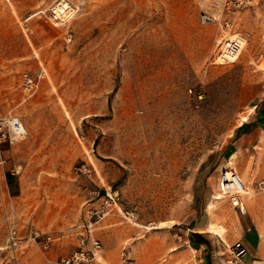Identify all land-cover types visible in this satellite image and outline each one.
I'll use <instances>...</instances> for the list:
<instances>
[{"label":"rangeland","instance_id":"rangeland-1","mask_svg":"<svg viewBox=\"0 0 264 264\" xmlns=\"http://www.w3.org/2000/svg\"><path fill=\"white\" fill-rule=\"evenodd\" d=\"M50 1L0 0V114L28 131L6 146L0 179V241L12 214L19 264L76 250L107 194L117 205L93 225L101 246L87 264H202L191 234L222 247L263 222L264 191L253 188L264 130L230 162L227 147L264 91V0L225 32L201 24L193 0H85L65 26L44 20ZM235 33L246 40L237 60L213 63ZM25 71L33 93L21 88ZM223 166L247 185L243 212L213 198ZM34 231L51 235L46 249L27 240Z\"/></svg>","mask_w":264,"mask_h":264},{"label":"built area","instance_id":"built-area-1","mask_svg":"<svg viewBox=\"0 0 264 264\" xmlns=\"http://www.w3.org/2000/svg\"><path fill=\"white\" fill-rule=\"evenodd\" d=\"M84 2L85 0H51L42 12L43 18L53 26H65L80 13ZM193 2L198 10V19L201 24L214 23L222 32H225L230 27L234 15L239 10L253 5L254 0H193ZM22 28L26 32L33 31L28 17L23 19ZM236 34L244 38L240 33L230 36ZM230 36H222L218 41V49L212 58L213 63L230 64L237 60L244 46L238 50L239 53L233 59L221 60L219 57L228 48L227 43L231 42ZM70 39L71 33L69 32L67 40ZM42 75H44L43 70L37 77ZM37 86L38 79L35 76L26 71L21 74V88L25 92L33 93ZM27 136V128L19 116L11 112L0 114V179L4 177L5 173L6 146ZM246 188L247 185L236 170L223 166L216 176V193L213 196H216L217 199H225L230 206L243 212L245 208L244 197L248 194ZM253 189H256L257 192L264 191V178L256 180ZM116 205V198L107 194L98 207L91 210L90 213L94 220L88 222L86 232L82 231L78 234L79 247L57 260H48L50 264H87L89 258L101 246L100 240L92 234L93 225L109 216ZM7 223L5 239L0 241V264H19L22 239L18 236L15 223L11 217L7 218ZM40 235L39 232L34 231L27 240H32L41 248L46 249L50 245L52 237L47 234L38 241ZM228 247L231 254L227 259L228 263L235 262L246 253V248L240 239L235 240Z\"/></svg>","mask_w":264,"mask_h":264},{"label":"crops","instance_id":"crops-1","mask_svg":"<svg viewBox=\"0 0 264 264\" xmlns=\"http://www.w3.org/2000/svg\"><path fill=\"white\" fill-rule=\"evenodd\" d=\"M241 10H239L238 13L243 17L245 16L246 10ZM32 16V14L23 15L22 18L25 19L28 17L30 19ZM30 24L34 30L33 24L31 22ZM24 32L31 33L25 30ZM28 51L30 52L29 47ZM252 109L253 110L250 112V114L252 113L251 120L249 114L248 118L238 124L240 125L237 127L238 135L227 147V152H229L230 155L234 152L238 153L236 150L237 147L240 148L250 144L258 130H264V91L258 103L255 107H252ZM8 217L14 218V216H12V214L9 215V213L6 218ZM191 236L194 238L197 249L202 252V264H264V220L263 222H255L248 226L237 238L243 242L246 253L232 263L227 262V259L231 256L228 247L230 245L229 243L223 244L221 247L213 243L209 238L200 236L198 233H193Z\"/></svg>","mask_w":264,"mask_h":264},{"label":"bare ground","instance_id":"bare-ground-1","mask_svg":"<svg viewBox=\"0 0 264 264\" xmlns=\"http://www.w3.org/2000/svg\"><path fill=\"white\" fill-rule=\"evenodd\" d=\"M229 39L231 40V42L227 43L228 48H226L225 51L222 52L221 55L219 56L221 60H224L226 58L233 59L236 56V54L239 53L238 50L240 48H242L244 46V44L246 43V40L244 38L240 37L238 34H236L234 36H230ZM235 153L236 152H234L230 155L229 162L234 159ZM213 198L217 199L216 196H213ZM212 206H213V204L210 201L207 205V208L210 209ZM173 224H174V221H172V220L171 221H164V222L162 221L160 223V226L173 225ZM216 229H221L224 232V230L222 229V227L220 225L217 226Z\"/></svg>","mask_w":264,"mask_h":264},{"label":"trees","instance_id":"trees-1","mask_svg":"<svg viewBox=\"0 0 264 264\" xmlns=\"http://www.w3.org/2000/svg\"><path fill=\"white\" fill-rule=\"evenodd\" d=\"M236 132V131H235ZM235 135H236V133H235ZM7 180H10V176H7ZM11 181V180H10Z\"/></svg>","mask_w":264,"mask_h":264}]
</instances>
